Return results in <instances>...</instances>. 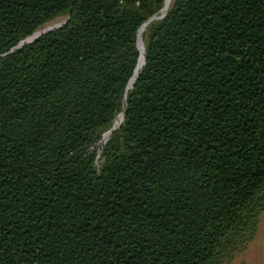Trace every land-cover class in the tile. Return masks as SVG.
Returning <instances> with one entry per match:
<instances>
[{"label":"trees","instance_id":"16d2710c","mask_svg":"<svg viewBox=\"0 0 264 264\" xmlns=\"http://www.w3.org/2000/svg\"><path fill=\"white\" fill-rule=\"evenodd\" d=\"M165 5L0 0V264H231L256 238L264 0Z\"/></svg>","mask_w":264,"mask_h":264},{"label":"rangeland","instance_id":"374dc122","mask_svg":"<svg viewBox=\"0 0 264 264\" xmlns=\"http://www.w3.org/2000/svg\"><path fill=\"white\" fill-rule=\"evenodd\" d=\"M166 6L167 5H165V8ZM143 30H145V28L141 31L142 41ZM231 264H264V212L260 217L259 231L256 238L249 245L247 250L239 255Z\"/></svg>","mask_w":264,"mask_h":264},{"label":"water","instance_id":"95a60500","mask_svg":"<svg viewBox=\"0 0 264 264\" xmlns=\"http://www.w3.org/2000/svg\"><path fill=\"white\" fill-rule=\"evenodd\" d=\"M165 9H166V8L164 7V9H163L162 11H164ZM155 18H156L155 16L151 17V18H150V19H149L144 25H147L148 23H150V22H151L152 20H154ZM64 23H65V22H64ZM60 25H61V24H55L54 26H51L50 28H47V29H45V30H42V31L38 32L34 37H31V38H28V39L22 41L17 47L13 48V49L11 50V52H14L15 50L21 48L23 45H25V44H27V43H30V42L34 41L35 39L39 38L40 36H42V35H44V34H47V33L51 32V31H53V30L59 28ZM140 31H141V29H140ZM140 31H139V36H140ZM139 36H138V47H139V50L141 51V49H140V44H139V40H140ZM144 59L146 60L145 56H144ZM145 60H144V63H145ZM134 81H135V79L132 81L131 85H133ZM122 120H123V115L120 114V122H121ZM117 121H118V120H117ZM117 121L115 122V124H114V126L112 127V129L109 130L108 132H106V133L104 134V136H109V135H110V134H111V133H112V132H113V131L119 126L120 122L118 123ZM104 136H103V137H104Z\"/></svg>","mask_w":264,"mask_h":264},{"label":"bare ground","instance_id":"6f19581e","mask_svg":"<svg viewBox=\"0 0 264 264\" xmlns=\"http://www.w3.org/2000/svg\"><path fill=\"white\" fill-rule=\"evenodd\" d=\"M172 0H166V8H168L169 4L171 3ZM143 28H146V25H143V27L141 28V31ZM141 31H140V40H139V44H140V49H141V57H140V60H139V64H138V67H137V72L138 73V70L140 68H142L143 64H144V46H143V41H142V36H141ZM120 119V118H119ZM119 123V122H118ZM108 136H105V138H107Z\"/></svg>","mask_w":264,"mask_h":264}]
</instances>
